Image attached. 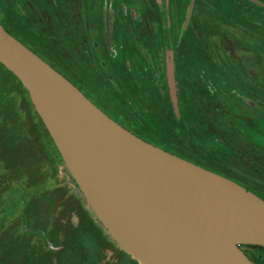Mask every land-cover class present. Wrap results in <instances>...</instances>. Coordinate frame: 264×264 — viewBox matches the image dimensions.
<instances>
[{
  "label": "rangeland",
  "instance_id": "374dc122",
  "mask_svg": "<svg viewBox=\"0 0 264 264\" xmlns=\"http://www.w3.org/2000/svg\"><path fill=\"white\" fill-rule=\"evenodd\" d=\"M113 1L118 6L112 27L123 46L112 61L116 72L127 87H133L136 79L132 76L131 83L127 79L131 70L134 74L143 66L148 78L154 71V88L145 83L144 94L138 92L142 87L137 85L125 95L128 104L114 103L100 92L105 83L103 73L94 71L87 60L90 46L80 24L86 0H60L62 7L55 10L66 23L60 29L40 1L0 0L4 23L82 87L110 118L135 135L131 130L138 128L124 116L123 105L145 114L152 107L167 109L162 97L166 100L165 83L170 98L168 63L172 64L176 103L171 98L170 102L176 118H180L181 106L191 118L193 99L198 96L203 97V106L214 108L220 118L226 109L233 110L225 103L226 98L236 100L241 118L236 117L229 129L234 132L232 138L227 137L230 143L224 141L222 130L207 128L206 120L201 134L180 146L197 162L206 159L220 163V150L233 151L231 162L240 181L234 182L264 195V156L248 152L239 135L248 125L250 141L261 144L264 138V0H193L189 16L187 0H168L167 18L162 0ZM165 23L174 38L181 33L179 45L174 44L173 50L161 49L167 42L163 37ZM31 24L35 32L30 30ZM218 98L222 105L217 104ZM217 118L211 120L216 122ZM168 143L160 141L158 146L180 152L175 142ZM0 264H141L101 224L45 132L27 90L1 64Z\"/></svg>",
  "mask_w": 264,
  "mask_h": 264
},
{
  "label": "water",
  "instance_id": "95a60500",
  "mask_svg": "<svg viewBox=\"0 0 264 264\" xmlns=\"http://www.w3.org/2000/svg\"><path fill=\"white\" fill-rule=\"evenodd\" d=\"M0 64L25 87L87 203L132 258L255 264L240 246L264 247L262 198L121 126L1 23ZM167 79L175 104L171 63Z\"/></svg>",
  "mask_w": 264,
  "mask_h": 264
},
{
  "label": "trees",
  "instance_id": "16d2710c",
  "mask_svg": "<svg viewBox=\"0 0 264 264\" xmlns=\"http://www.w3.org/2000/svg\"><path fill=\"white\" fill-rule=\"evenodd\" d=\"M19 1H21V2L25 1L26 2L28 0H19ZM34 1H38V2L40 1L42 3L41 4L42 9L45 10L46 14L53 20L54 25L56 27H58L59 29L61 27L63 28L62 24H64V23L61 22V20L58 18L59 13L56 12V10H55L56 7L57 8L62 7L63 2H60V0H34ZM95 1H97V0H86V2H85V17H83V19L80 23V24H82V26L85 29L84 32H86V37L88 39V45L90 46V49L88 50L89 53L87 52V56H88L87 60L89 61V64H91V66L93 65L92 69H94V71L103 73V77L105 78V81H104L105 83H102V85H101L102 87H101L100 92L101 93L103 92L104 94L108 95V97H110L112 102H114V103L116 102V103L120 104V102H123L124 104H128V101H126L125 95H130V93H132V90L137 89L136 88L137 85L142 87L140 90H138V92H141V93L143 92L144 94H147L145 89H144L145 83L149 84V86H152V84L154 86V83H153V81H154V77H153L154 73L153 72L154 71H152V70L150 71L151 77L148 78L146 75L147 69L144 68L143 66H141L142 67L141 70H138V71L136 70L134 74H131V72H132V70H131V72L128 73L129 75H128L127 79L129 80V83H131V78L133 76V78H135L136 81L134 80L132 82V84H134L133 87H130V86L127 87L125 85L121 75L116 72V69L112 63L114 56L116 54L118 55V52H120V53L122 52V47H123L122 43L119 41L118 38H116V34L114 31H113V35H112L113 43H110L109 46L107 43H105L103 33L108 31V28L111 24L113 26V20L111 21V24H108V22L106 23L104 21L103 16L106 13L104 14L103 11L105 10V8L103 5H101L99 3L95 4ZM192 1L193 0H187L185 10H188L189 7H191ZM139 4H140V1H139ZM20 5H21V3H20ZM17 7L18 8H16V12L20 8L19 5ZM168 9H169V7H168ZM2 10H3V6L0 2V23L9 34H11L14 38H16L22 44H24L28 49H30L33 53H35L39 58H41L49 66H51L53 69H55L57 72H59L65 78H67L86 97H89L88 99H92L90 97V95L87 94L82 87H80L77 83H75L67 75H65L58 66H56L55 64L50 62L48 59H46L44 57V54L41 53L37 49L36 46L27 43L18 34H16L11 28H9L4 23ZM95 18H96V20H95ZM66 20H67V18H66ZM164 28H165V30H164L165 37L164 38L167 40V42H163V47H161V49L165 50L168 48V49L173 50L174 44L179 45L181 33L178 34V36L175 39H173V41H171L170 40L171 39L170 38V30H169L166 23H165ZM112 29H113V27H112ZM30 30L32 32L33 31L35 32L37 30L36 27L34 26V24H31ZM182 30H183V27L181 25L180 31H182ZM109 47H113L115 51L114 52L109 51V49H108ZM165 87L166 86L164 83V89H165L164 90L165 91L164 97L166 98V100H164V98L162 97V103L167 104V106H168L167 109L166 108H160L159 109L157 107H152L151 108V109H153L152 111H155V112L151 111L149 113L146 112V114H145L144 112H142V110L134 109L131 105H129V106L123 105V107L126 109V110H124V112H125L124 114H126L124 116H126L127 117L126 119L129 122L134 123L136 125V127L138 128L137 130L133 129L131 131H134L136 133V135L139 136L141 139L148 141L149 143H151L157 147H160V146H158L159 145L158 143H160V141L165 142V143L169 142L172 144H174V142H175L177 150L180 151L178 154H176V153H174L171 150H168L166 148H161V149H163L169 153H172V154H174V155H176L182 159H185L189 162L197 164V165H199V166H201L207 170H211V171H214V172H216V173H218L224 177H228L229 179L239 183L240 181L237 178V176H239V172L237 171L234 163L231 162L233 160V155H234L233 151H230V150L224 148V150H220L217 153V156H218L217 158H219L220 163L206 161V159L202 160L205 162L204 163V162L195 161L194 160L195 158L193 159V156H191V154L188 151H182L181 146H180L182 144V142H184V141L188 142L189 138L193 139L195 136L200 135L201 131L203 130L202 126L204 124V123L202 124V122H204L206 120H207L206 123L208 125L207 128L211 127L213 130H216L217 132H218V130L223 131L222 136L224 138V141L227 139V137L232 138V136H234V132L230 131L229 129H232V125H233V122L236 120V117L241 118L238 114V111L241 107L237 104L236 100H232L233 98H230L229 96L227 97L228 99L226 98L227 102L225 101V103L228 104V106L231 107L233 110L230 111V110L226 109V113L219 114V115H222V118H223L222 119V118L218 117V115L213 112L215 110L214 108L213 109L208 108V106L206 108L205 106H203V101H204L203 97L198 96V97L193 99V102H195V105L193 108V115L191 116V118L187 117L186 111L182 110L183 108L181 106L180 118L178 119V118H176V116L172 110L168 91ZM155 91H156V89H155ZM134 94H136V93H134ZM216 95L217 94H215L214 96L217 97L218 95L217 96ZM209 96L212 97L211 95H209ZM118 97H120L121 99ZM163 100L165 101V103ZM215 100H216L217 104L222 105V100H220L219 98L215 99ZM92 101H94V100H92ZM225 103H224V107L226 108ZM145 115H147L148 117H146ZM215 117L216 118L218 117L216 119L218 121L213 122L211 120V118H215ZM143 119H145L147 121H145ZM39 120H40V118H39ZM213 120H215V119H213ZM221 120H223V121H221ZM40 122H41V120H40ZM41 124H42L45 132L48 134V132L46 131L42 122H41ZM146 125L149 126V131L146 130ZM246 127L247 128H244L242 130L243 133L239 134L243 138V140H242V142H244L243 146H245L247 151L251 152V154L252 153L256 154V153L261 152L260 154L262 156H264V140H263L264 138H262L260 140L261 144H254L248 138V131H251V130H249L248 125ZM48 136H49V134H48ZM253 138H257V135L253 136ZM227 142L230 143V139L229 140L227 139ZM257 142H258V139H257ZM213 167H218L219 170L214 169ZM245 188L248 191L254 193L255 195H257L258 197H260L264 200V195H261L260 192L259 193L253 192V190H250L251 188H249L248 185H246ZM240 248L255 264H264V247L258 246V245H241ZM248 250H249V252H248Z\"/></svg>",
  "mask_w": 264,
  "mask_h": 264
},
{
  "label": "flooded vegetation",
  "instance_id": "af4514ba",
  "mask_svg": "<svg viewBox=\"0 0 264 264\" xmlns=\"http://www.w3.org/2000/svg\"><path fill=\"white\" fill-rule=\"evenodd\" d=\"M98 1V2H97ZM97 1H95V4L96 3H99V4H101V5H103L104 6V8H105V10L103 11V13L105 14L103 17V19H104V21L107 23L108 22V24H111V21L112 20H114V19H116V12H115V7L116 6H118L117 4H116V2H114L113 0H97ZM237 2H239V0H236ZM167 2H168V0H162V3H163V5L165 6V8H166V11H165V17L167 18V17H169V11H170V8L168 9V6H167ZM92 3V2H91ZM192 4H193V1H192ZM140 6H141V3H140ZM159 6H161V4L159 3ZM192 6V5H191ZM142 7V6H141ZM190 8L191 7H189V9L188 10H186V12L188 13V15H189V10H190ZM97 17V16H96ZM95 20H96V18H95ZM100 20V19H99ZM167 26H168V28H169V25L167 24ZM170 30V29H169ZM112 35H113V29H112V24L109 26V28H108V31L107 32H104L103 33V37H104V41H105V43H107L108 44V46H109V44L110 43H113V37H112ZM163 37H165V32H164V35H163ZM170 40L171 41H173V39H175L174 37H173V35H172V33H171V31H170ZM164 40H165V38H164ZM109 49V51H111V52H114L115 50H114V48L113 47H109L108 48ZM101 51V50H100ZM104 54V53H103ZM87 98H89V97H87ZM93 104H95V102L94 101H92V99H89ZM96 105V104H95ZM97 106V105H96ZM98 108H99V106H97ZM100 110H102L101 108H99ZM103 111V110H102ZM104 112V111H103ZM105 114H107L106 112H104ZM108 115V114H107ZM109 116V115H108ZM110 117V116H109ZM114 120V119H113ZM115 121V120H114Z\"/></svg>",
  "mask_w": 264,
  "mask_h": 264
}]
</instances>
